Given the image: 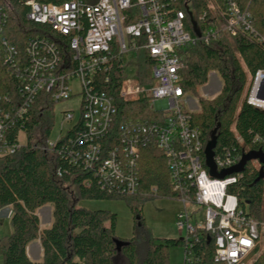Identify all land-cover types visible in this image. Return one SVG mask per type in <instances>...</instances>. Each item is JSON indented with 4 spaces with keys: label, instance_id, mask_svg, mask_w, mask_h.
<instances>
[{
    "label": "built area",
    "instance_id": "built-area-1",
    "mask_svg": "<svg viewBox=\"0 0 264 264\" xmlns=\"http://www.w3.org/2000/svg\"><path fill=\"white\" fill-rule=\"evenodd\" d=\"M24 5L29 8L27 19L47 27L49 37L30 39L21 52L4 35L9 10L0 4V67L15 81L18 96L0 94V158L26 145L21 135L27 142L24 127L41 93H49L58 104L76 96L72 86L77 83L82 96L80 118L64 137L56 142L48 140V148L55 149L75 132L69 139L77 145L72 163L82 161L99 178L103 190L120 196L139 193L142 150L157 148L166 158L171 187L179 200L198 207L199 215L186 212L178 216V230L187 233L183 238L186 264H194V246L203 237L213 239L216 263L252 264L251 256L264 234V220L252 219L238 198L228 193L239 176L219 179L210 175L205 167L203 133L192 124L191 114L195 112H186L181 105L188 102L181 85L187 49L200 43L210 45L224 36L263 41L256 34L248 9L235 2L222 9L214 7L218 24L209 22L201 28L192 0H69L58 4L28 0ZM180 5L185 9H179ZM65 47L68 55L62 51ZM141 50L151 59L150 78L126 77L120 82L118 95L128 105L152 104L149 116H159V120L132 114L138 117L122 124L115 133V99L99 90L96 80L113 67L114 60L127 66L125 55L132 53L136 59ZM245 101L264 110V69L250 77ZM63 120L73 122L75 115L63 112ZM16 129L19 132L14 136ZM242 159L236 150L227 151L226 157H217L214 162L217 170L224 171ZM58 175L62 176L60 172ZM0 215L11 217L12 210L6 208Z\"/></svg>",
    "mask_w": 264,
    "mask_h": 264
},
{
    "label": "trees",
    "instance_id": "trees-1",
    "mask_svg": "<svg viewBox=\"0 0 264 264\" xmlns=\"http://www.w3.org/2000/svg\"><path fill=\"white\" fill-rule=\"evenodd\" d=\"M26 1L0 0V4L9 10V23L4 35L21 52L26 50L30 39L49 37L47 27L27 19L29 8L24 5ZM38 1L58 4L69 0ZM211 1L218 9L224 8L229 2H235L241 9H248L253 17L256 34L263 41L258 42L256 38L246 36H224L210 45L200 43L185 51L181 85L186 94L198 98L200 103V111L191 114L192 124L202 131L206 148L217 130L214 159L226 157L227 151L236 150L243 157L251 152L264 154V110L248 105L245 98L242 101L249 75L264 69V0ZM209 2L192 0L194 16L201 28L209 25V22L218 24ZM179 9L185 8L180 5ZM62 51L68 55L66 47ZM213 72L220 74L223 88L216 98L206 99L201 96L199 89L208 84ZM151 73L150 56L147 51L141 50L136 54L133 74L146 81ZM129 76L128 67L116 59L113 67L100 74L96 80L97 88L115 99L118 111L112 129L115 133L122 124L138 117L132 114L146 115L141 119L159 120V116H149L150 112L142 104L128 105L119 97L120 82ZM15 88V81L8 76L4 67H0V94L17 98ZM54 109L51 95L41 93L24 127L26 145L15 154L0 158V211L12 209L10 220L13 227L12 234L0 241V255L4 258V264H172L171 248L182 246L185 253V240L154 237L143 217L144 203L152 198L180 199L171 187L163 153L154 147L142 150L138 194L111 195L103 190L99 178L82 161L72 163V153L77 145L71 144L69 139L74 137L75 132L62 139L55 149L48 148L47 142L54 126ZM18 130H15L14 136ZM205 167L210 172L207 164ZM262 167L259 160L249 161L244 171L225 177L239 176L237 183L229 186L228 193L235 195L240 206L247 209L249 216L258 222L264 220V178L257 181ZM233 168L216 170L217 175ZM59 172L62 176L58 175ZM116 199L126 201L135 220L134 236L125 241L128 245L122 247L121 251H118L116 244L117 215L110 211L80 207L84 200ZM47 205L54 208V222L50 228L41 229L37 212ZM37 240L43 247L42 262H34L27 253L28 245ZM194 255V264H219L214 261L213 239L203 237L195 244ZM254 256L258 257L252 264H264V234L251 258Z\"/></svg>",
    "mask_w": 264,
    "mask_h": 264
},
{
    "label": "rangeland",
    "instance_id": "rangeland-1",
    "mask_svg": "<svg viewBox=\"0 0 264 264\" xmlns=\"http://www.w3.org/2000/svg\"><path fill=\"white\" fill-rule=\"evenodd\" d=\"M210 10L213 15L218 17V10L214 3L210 0L209 2ZM215 7V8H214ZM125 63L128 67L130 75L133 74L135 70V56L132 53H128L124 57ZM249 75V80H250ZM74 90V96L72 99L64 102L55 104L54 109V126L51 131L49 138L50 142H56L61 137H64L68 130L77 122L80 118L81 109V88L77 83L72 86ZM223 88V80L217 72H213L210 75L208 84L199 89V93L202 97L206 99L216 98ZM245 95L242 97V101ZM186 101L181 103L182 107L186 112H198L200 111V103L198 98L191 94H187ZM142 107H146L149 111L153 110L152 104H142ZM71 111L75 115V120L73 122H64L63 112ZM38 136V134H37ZM21 142L26 143L24 134L21 135ZM80 207L89 210H103L110 211L117 215V230L116 237L119 240H129L134 236V214L127 205L126 201L121 199L116 200H105V201H90L84 200L80 203ZM10 209V208H9ZM4 210V209H3ZM1 210V211H3ZM0 211V212H1ZM198 214V207L195 204L188 203L184 205L181 200L172 198H152L144 203L143 207V217L147 227L151 230L154 237L158 239H178L186 237V231H179L177 228L178 216L181 213ZM199 215V214H198ZM1 216V215H0ZM11 217L1 216L0 217V241L9 237L13 232V227L11 224ZM193 219V217H192ZM42 220L45 217L42 216ZM193 222V220H192ZM262 243V242H261ZM258 256H254L251 261ZM185 253L184 247L175 246L170 250V261L172 264H184ZM0 264H4V258L0 255Z\"/></svg>",
    "mask_w": 264,
    "mask_h": 264
},
{
    "label": "water",
    "instance_id": "water-1",
    "mask_svg": "<svg viewBox=\"0 0 264 264\" xmlns=\"http://www.w3.org/2000/svg\"><path fill=\"white\" fill-rule=\"evenodd\" d=\"M216 133L217 130L214 131L213 135H212V139L211 141L208 143L207 148H206V164L208 166V168L210 169V173L214 178H219V179H225V177L229 174H233V173H240L242 171H244L247 163L249 161H253V160H259L260 163L263 164V167L261 168L260 171V176L257 179V181H260L261 179L264 178V154L260 153V152H251L249 154H246L243 159L242 162L235 168H233L232 170L222 174V175H217V169H216V165L214 162V148L216 146ZM209 240H211V238H208ZM183 240V238H182ZM116 244H117V248L118 251H121L122 247L128 245L127 242L123 241V240H116Z\"/></svg>",
    "mask_w": 264,
    "mask_h": 264
},
{
    "label": "crops",
    "instance_id": "crops-1",
    "mask_svg": "<svg viewBox=\"0 0 264 264\" xmlns=\"http://www.w3.org/2000/svg\"><path fill=\"white\" fill-rule=\"evenodd\" d=\"M11 209V208H10ZM12 210V209H11ZM53 206L47 205L38 210L37 215L40 218L41 229L50 228L54 222L53 219ZM42 216L45 220H42ZM27 253L31 260L34 262H42L44 257L43 247L39 240L34 241L28 245Z\"/></svg>",
    "mask_w": 264,
    "mask_h": 264
}]
</instances>
